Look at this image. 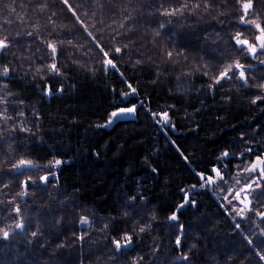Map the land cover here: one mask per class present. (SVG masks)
Instances as JSON below:
<instances>
[{"label":"trees","instance_id":"trees-1","mask_svg":"<svg viewBox=\"0 0 264 264\" xmlns=\"http://www.w3.org/2000/svg\"><path fill=\"white\" fill-rule=\"evenodd\" d=\"M68 3L76 16L61 0H0V39L9 44L0 53V72L9 68L0 76V229L9 231L7 239L0 232V264H264L257 255L264 236L250 224L264 212V197L233 221L195 175L213 177L216 167L232 177L238 164L264 155V101L252 103L264 96V55L237 52L238 32L250 43L258 35L239 22L237 0ZM184 4L182 15H161ZM253 4L264 27V0ZM166 20L172 23L160 29ZM49 42L59 74L47 67ZM97 42L111 49L119 71L105 70ZM237 60L248 86L239 70L214 83ZM128 84L137 91L124 100ZM133 104L135 118L103 126ZM164 112L165 129L156 121ZM225 151L231 155L217 159ZM20 159L41 167L15 175ZM55 160L58 167H45ZM29 176L34 184L22 198ZM182 188L191 202L177 210ZM81 216L90 227H81ZM17 221L25 228H15ZM125 233L133 244L117 258L111 242ZM183 254L188 260H177Z\"/></svg>","mask_w":264,"mask_h":264},{"label":"snow or ice","instance_id":"snow-or-ice-1","mask_svg":"<svg viewBox=\"0 0 264 264\" xmlns=\"http://www.w3.org/2000/svg\"><path fill=\"white\" fill-rule=\"evenodd\" d=\"M61 2L64 3L68 7V10L70 12H72L73 16H76V11L68 3V0H61ZM237 3L240 4V10L242 12V15H240V17H239V22L241 24L254 26V28L259 33V35H256V37H255V40L258 42V45H257L254 43H250L246 39H241V34L238 32L236 34V36L234 37L235 45L238 46L237 52L242 53L245 51V48H246L247 53L249 55L253 56L254 58H255L258 51L260 52V54L264 55V27H262V24L260 22V17L252 15L253 9H254L253 0H237ZM207 6L208 5L205 4V7H207ZM40 7H41V10H43L46 7V5H41ZM187 7H188V5L184 4L179 8H173L171 10L165 9L161 13V15L176 16L177 13H180L182 15L183 10ZM193 7L198 8L199 5L197 4V5H194ZM77 19H79V18L77 17ZM170 23H172V21H167V20L162 21L159 24V28L164 29L165 26L167 24H170ZM85 30L87 31V29H85ZM28 35H32V33H28ZM89 35H91V33H89ZM156 35L159 36L160 32L157 31ZM172 35H174V34H172ZM69 43H71V41H69ZM96 46L99 48V52L102 53V55H103V65L105 67V70L107 71L109 68H111L113 70L119 71V69L117 68V65L113 62V60L111 58H109V53H110L111 49L106 51L104 49V47L101 46L98 42H97ZM8 47H9V44L7 42V38L0 39V53H2L3 50L7 49ZM47 47L50 49V54L53 58V62L51 64H49L47 67L53 74H59V69H58L57 64H56L57 46L54 42H49L47 44ZM120 52H121V48L116 47L115 53H120ZM166 54H167L169 59H171V57L173 56L172 51H168ZM261 63L264 64V61H261ZM244 69H245V66L243 64H241L238 60L235 61L234 63L228 64L219 73V76L214 79V83L221 84L222 80H225V79H228L232 76H235L236 70H239V79L244 82L243 86H248V80H247ZM8 74H9V68L7 66L3 67V71L0 72V76L7 77ZM121 75H123V74H121ZM128 87L130 89V92H125L122 94L125 98L128 97L129 95L135 94L137 91L136 88H134L131 84H128ZM209 87H211V85ZM258 87L264 88V84L258 85ZM257 101H264V96H259V95L256 96V98L253 99L252 103L255 104V103H257ZM0 103H5V101L3 99H0ZM136 108H137V105H135V104H133L132 107L118 108L117 111H113L110 113V116H109V119H108L106 125H103V126L111 125L117 119H119L125 115L134 113L136 111ZM153 115L155 117V115H158V114H153ZM4 119H10V117H4ZM159 122H163L164 124L169 123V117H168L167 112H164L161 115V121H159ZM20 130L26 131V129H23V128H21ZM245 151L250 152L251 149H246ZM230 155L231 154L229 152L225 151L221 154V157H218L217 159L227 158ZM242 155H243V153H242ZM60 164H61L60 160H55L54 162H50L49 165H46L45 167H49V168L58 167ZM39 167H41V166L34 164L31 160H25V159H20L17 163L12 165V169L15 170V173H14L15 175H23L24 170L39 169ZM211 171L213 173H215V178H213L211 175L206 176L204 173L195 172V175H197L199 177V179L202 181V183L200 185L201 187H205L206 185L216 184L217 180H223L224 179V176L222 175L221 171L218 168L213 167L211 169ZM245 171L249 172V173L259 172L260 179L264 180V155L257 153L256 159L250 164L249 167H247L245 169ZM52 175H54V173H52ZM251 179L252 178L249 177V180H251ZM39 180L41 183L47 185L48 176L47 175L40 176ZM236 182H237V184L240 183L239 180H237ZM30 183L34 184V182L32 181L30 176L26 180L21 182L23 190L18 193L19 196H21L23 198L29 194L27 189H28V186ZM253 185H255V188L260 189L259 192L255 193V196H253V199H257V201L260 202L259 197H264V185H262L260 183V180H253L252 183H246L245 186L241 187L239 189V191H237L235 193V195L232 197V199L238 201L240 204L243 205V208L240 210L233 209L236 211V215L243 217L244 212L251 211V208H250L251 200L249 199V194L255 192V188L253 187ZM5 187H7V185H5ZM193 187H195V185H193ZM45 190H46V188H45ZM181 192L183 193V203H181L180 205L177 206V210L184 208V206L186 204L191 202L188 191H186L185 189L182 188ZM225 199L227 200V197H225ZM227 202L229 204L232 203L231 200H228ZM25 203H26V201H25ZM53 210H55V209H53ZM15 211L17 213H19L20 207L17 206L15 208ZM256 216L260 217L261 220H264V212L257 211ZM169 219L172 221H177L178 217H177L176 213H173L169 217ZM79 223H80L82 228L84 226H89V227L91 226L90 222L86 216H81ZM236 226L239 227V224H237ZM105 227H107V225H105ZM15 228L24 229L25 224L21 221H17L15 224ZM180 228H181V232H182L183 226L181 225ZM140 231L143 232L144 228H140ZM0 232L3 233L4 239H7L9 237V231L0 229ZM31 235L33 237H35V236H37V232L34 231L31 233ZM79 238L81 240L84 239L83 236H81ZM111 243L114 246L112 251H114V253L116 254V257L118 258L120 255H124L128 249H131L132 244H133V237L131 235L125 233L120 238H114ZM175 243H176L177 247H182V240H181L180 236L176 237ZM251 243H252V241L250 240L249 244H251ZM257 255L260 256L261 260H264V255H261L260 253H257ZM140 259L142 260L143 257H141ZM177 260L187 261L188 256L186 254H183V255L177 257ZM133 264H138V262L136 260H134Z\"/></svg>","mask_w":264,"mask_h":264},{"label":"rangeland","instance_id":"rangeland-1","mask_svg":"<svg viewBox=\"0 0 264 264\" xmlns=\"http://www.w3.org/2000/svg\"><path fill=\"white\" fill-rule=\"evenodd\" d=\"M259 35V33H258ZM242 39V37H241ZM258 45V42L255 40V43ZM259 52V51H258ZM204 91L209 92V89H204ZM131 95H129L128 97H124V100H127ZM135 118V112L132 114H128L125 115L117 120L120 119H133ZM116 120V121H117ZM156 121L158 122L159 126L163 129L167 128V127H171V122L169 120L168 124H164L163 122H159L161 121V116L156 117ZM113 124V123H112ZM111 124V125H112ZM104 126L106 128H108L109 126ZM256 158H254L251 162H242L240 164L237 165V167L235 168V172L232 175V177L227 176L226 174V169H222L221 173L224 176L223 180H217L216 184L213 185H206L204 188H207L218 200V202L221 204L222 208L230 215V217L232 218L233 221H236L237 218H241L242 220L246 218V215L248 216L250 214L251 211H246L243 214V217L236 215V210H240L243 208V205L240 204L238 201L232 199V197L235 195V193L237 191H239V189L243 186H245L246 183H252L253 180H260V183L262 185H264V180L260 179V175L259 172L256 173H249L246 172L245 169L247 167L250 166V164L255 160ZM249 177H251L252 179L249 180ZM213 178H215V174L213 175ZM237 180L240 181L239 184H237ZM240 186L239 189H237L236 191H234L235 187ZM253 187L255 188V185H253ZM231 190V191H230ZM255 191L258 192L260 191L259 188H255ZM254 193V192H253ZM253 193L249 194V199L251 200V204H250V208L252 210V204H253ZM225 197H227V200L225 199ZM231 200L232 203L229 204L227 201ZM257 212V211H256ZM251 226L254 229H257L259 234H261L262 236H264V227H262L261 224V218L256 216L255 219H253V222L250 223Z\"/></svg>","mask_w":264,"mask_h":264}]
</instances>
